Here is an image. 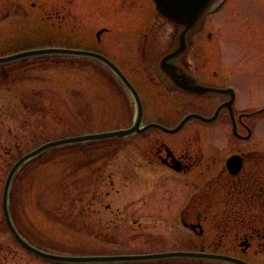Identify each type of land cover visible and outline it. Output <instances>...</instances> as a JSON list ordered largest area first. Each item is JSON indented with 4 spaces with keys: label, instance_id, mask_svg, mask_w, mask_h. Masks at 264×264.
Instances as JSON below:
<instances>
[{
    "label": "rangeland",
    "instance_id": "obj_1",
    "mask_svg": "<svg viewBox=\"0 0 264 264\" xmlns=\"http://www.w3.org/2000/svg\"><path fill=\"white\" fill-rule=\"evenodd\" d=\"M66 3L65 12L73 16L78 9L77 17L84 26L78 36L67 29L62 38L50 24L44 31L40 13L25 14L19 0L14 6L0 0V56L52 47L94 50L98 30L107 27L109 32L102 35L100 47L136 87L146 89L141 77L149 81L148 66L176 46L177 28L158 13L153 0ZM24 5L32 8L30 1ZM125 6L130 13L121 20ZM8 11L15 26L5 29L1 22ZM190 52L195 60L196 54L204 52L209 65L221 62V52L224 64L241 65L243 74L236 79L247 82L242 86V99L260 105L264 97V61H259L264 58V0H227L208 14L190 37ZM134 117L135 103L129 91L95 60L45 55L0 65V264H66L25 250L6 225L4 186L18 159L49 141L128 128ZM176 117L167 114L164 121L172 123ZM257 131L264 143V120ZM135 140L115 138L57 146L24 164L9 194L10 216L22 236L44 250L66 255L204 250L242 257L235 248L239 241L234 246L212 247L210 243L219 242L216 234L199 237L182 226L178 214L171 211L174 196L170 184L143 183L138 178V169L132 165L136 158L127 146ZM207 218V226L216 227L212 219L217 216ZM253 244L244 257L264 264V246ZM99 264L229 263L172 258Z\"/></svg>",
    "mask_w": 264,
    "mask_h": 264
},
{
    "label": "flooded vegetation",
    "instance_id": "obj_2",
    "mask_svg": "<svg viewBox=\"0 0 264 264\" xmlns=\"http://www.w3.org/2000/svg\"><path fill=\"white\" fill-rule=\"evenodd\" d=\"M7 1L13 3L12 6L16 2ZM27 1L34 9L28 10L24 5ZM19 2L25 14L40 13L44 31L50 24L64 38L67 29L77 36L83 30L84 25L77 17L80 11L77 9L78 13L73 16L70 11L65 12L66 0H41L40 4L33 0ZM126 7L120 14L121 20L128 17L130 10ZM8 12L1 22L5 29L15 26ZM108 32L107 27L98 30V46L93 50L106 57L109 55L100 45L102 35ZM204 55V52L196 54L201 62H196L189 50L172 58L169 62L173 65V78L163 71L162 57L148 66L149 81L143 75L141 77L146 89L134 85L142 102V124L135 134L126 137L136 138L127 146L136 158L132 165L137 167L138 178L143 183L172 186L171 211L178 214L185 229L199 237L216 234L219 242L210 243L212 247L234 246L239 241L236 253L240 250L244 257L254 246L253 242H258L262 249L264 246V143L257 131L264 120V97L258 102L259 107L244 102L242 86L245 87L247 82L236 79L243 74L241 65L224 64L222 52L218 55L221 62L209 65ZM109 59L118 66L114 58ZM194 84L214 88L216 92L198 93L184 88ZM167 114L177 117L172 123H166ZM188 115L197 116L182 128H176ZM153 122L161 123L167 129L148 127ZM132 160L130 158L129 163ZM209 216H217L212 219L216 227L207 226ZM210 237L214 238L212 234Z\"/></svg>",
    "mask_w": 264,
    "mask_h": 264
},
{
    "label": "water",
    "instance_id": "obj_3",
    "mask_svg": "<svg viewBox=\"0 0 264 264\" xmlns=\"http://www.w3.org/2000/svg\"><path fill=\"white\" fill-rule=\"evenodd\" d=\"M159 14L177 27L176 34V46L171 52L166 53L161 60V67L164 72L171 75L173 65L169 62L172 58L184 54L189 46L190 37L196 33L203 25L205 17L211 13L223 0H153ZM45 55H64L83 57L90 59H97L108 66L116 76L121 80L124 86L132 94L137 108V116L135 123L128 129H119L112 131H105L100 133H90L84 135H78L73 137H67L54 141H49L23 155L11 168L4 186L3 193V215L6 221V225L15 238V240L27 251L34 255L43 258L45 260L66 263V264H99V263H116V262H141V261H154L172 258H188V259H201V260H212V261H223L231 264H253L244 259L224 255L217 253H209L204 251H168L162 253H151V254H121V255H66L60 253L50 252L41 249L29 241H27L22 234L16 228L9 212V194L12 182L23 167L24 164L30 160L39 157L46 150L63 145L86 143L92 141L107 140L113 138H121L134 134L138 131L139 126L142 122V104L138 91L129 81L126 75L108 58L89 50H78L70 48H43V49H32L22 51L8 56L0 57V65L15 62L21 59L30 57H39ZM175 81V80H174ZM176 82V81H175ZM177 83V82H176ZM194 83V82H193ZM178 84V83H177ZM189 91L198 93L216 92V89L194 84L189 87H184ZM197 115L186 116L176 128H182L188 120ZM148 127H159L165 128V126L158 123H151Z\"/></svg>",
    "mask_w": 264,
    "mask_h": 264
}]
</instances>
